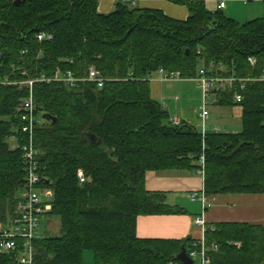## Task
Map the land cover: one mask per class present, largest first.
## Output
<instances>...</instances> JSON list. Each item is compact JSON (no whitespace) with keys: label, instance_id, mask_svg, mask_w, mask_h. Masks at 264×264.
I'll return each mask as SVG.
<instances>
[{"label":"trees","instance_id":"1","mask_svg":"<svg viewBox=\"0 0 264 264\" xmlns=\"http://www.w3.org/2000/svg\"><path fill=\"white\" fill-rule=\"evenodd\" d=\"M15 1L0 0V82L56 71L84 77L90 68L107 80L101 88L32 86L42 119L33 137L39 175L51 196L49 217L60 222L57 236L33 243L35 264H83L86 251L95 264H181L175 260L180 247L188 253L195 242L139 239L136 222L181 213L163 194L146 190V175L195 171L200 156L205 197L264 195V83L219 92L216 106L239 109L241 131L202 136L196 125L171 122L148 80L159 69L191 78L210 63L222 66L219 76L258 77L264 16L239 23L200 0H166L186 7L184 21L121 0L108 14L98 12V0ZM42 34L51 38L39 41ZM28 96L27 86L0 84V221L13 214L25 183L18 145L27 139L19 133V112ZM204 238L207 247L217 246L209 250L211 264H264L262 225H207ZM13 262L12 254H0V264Z\"/></svg>","mask_w":264,"mask_h":264},{"label":"built area","instance_id":"2","mask_svg":"<svg viewBox=\"0 0 264 264\" xmlns=\"http://www.w3.org/2000/svg\"><path fill=\"white\" fill-rule=\"evenodd\" d=\"M136 1L137 0H121L122 3L128 5L130 8L136 7ZM200 1L204 2L205 0ZM225 1L226 0H218L215 11L225 9ZM37 38L39 41H42L45 38H51V36H44V34H42ZM23 53L26 54L27 51ZM248 61L251 66L255 65L254 59L250 58ZM222 70V66H216L210 63L207 67L202 66L198 70L197 75L191 78V80L196 83L202 95V108L198 115V127L202 136H205L207 133L206 122L209 119L208 107L216 106L218 102L217 94L219 92L229 91L236 84L240 86V90L242 91L246 83H264V70L256 78L223 77L217 75V72ZM22 75H25V73L23 72ZM148 80L149 82L158 81L170 83L183 79L180 78L177 73H167L159 69L155 72V76H150ZM106 81L107 80L103 78L98 71L94 68H90L84 77H75L70 71H65L64 73L56 71L51 77L42 75L38 78L27 79L21 82H9L8 80L0 82L1 85L27 86L29 88V96L23 100L19 112V133L27 139L25 143L18 145L24 164L25 183L19 192L13 214L5 221H0V254H12V258L15 259L13 264H35L33 243L37 239L43 238V236L38 235L39 224L41 220L49 216L52 210L50 200L42 199L43 196L48 197L50 194L46 188L42 187V180L39 175L37 162L38 150L35 148L33 137L35 128L42 124V119L37 112V105L33 101L32 86L35 83L49 84L54 82L62 83L68 88H74L80 83H91L101 88ZM241 100L242 96L239 93H233V101L235 103H240ZM171 122L174 125L179 124L177 120H171ZM210 132L217 134L225 131L215 127L212 128ZM197 166L196 173L203 177V156L198 158ZM76 177L79 184H84L86 182V177L81 170L77 171ZM189 198L194 200L196 195H190ZM194 225L201 229L202 239L199 242L191 244L192 249L187 255L192 260L193 264H211L208 253L209 250H216L217 246L212 244L210 247H207L205 244L204 234L207 225L203 216L196 218L194 220Z\"/></svg>","mask_w":264,"mask_h":264},{"label":"crops","instance_id":"3","mask_svg":"<svg viewBox=\"0 0 264 264\" xmlns=\"http://www.w3.org/2000/svg\"><path fill=\"white\" fill-rule=\"evenodd\" d=\"M217 1L212 3L214 5L213 8L208 7L207 0L206 2L204 1L205 7L211 12L215 9ZM116 2L117 0H98V12L101 14L112 12ZM136 7L139 9L161 11L165 16L179 21L186 20L188 16L186 7L170 3L166 0H137ZM226 9L227 4L222 11ZM157 84V86H160L162 83ZM161 92L162 90L159 88L158 93L160 95ZM151 97L153 99L156 98L155 100L159 102V95L151 92ZM161 101L164 102L165 99L162 98ZM164 107L168 111L167 105ZM208 112L209 119L206 122L207 128H219L217 126L219 124L217 123L221 121L219 120L220 115L222 116L225 111H222L218 106H210L208 107ZM198 115L199 113L196 114L192 110L182 109L174 117H170V114L169 117L172 118L171 120L198 125ZM226 123L229 124V122H224V124ZM145 188L148 192L163 194L166 204L176 210L180 209L181 213L139 217L136 222V236L139 239L190 240L199 242L202 239V231L194 225V220L200 216H203L206 225H214L217 223H248L251 225H262L264 227V195L222 194L205 197L203 194V177L198 175L196 170L192 172L166 171L161 173H148L145 179ZM190 195H196V198L191 200L189 198ZM90 260L92 262V259Z\"/></svg>","mask_w":264,"mask_h":264},{"label":"rangeland","instance_id":"4","mask_svg":"<svg viewBox=\"0 0 264 264\" xmlns=\"http://www.w3.org/2000/svg\"><path fill=\"white\" fill-rule=\"evenodd\" d=\"M216 0H207V5L213 8L212 4ZM227 9L223 11V15L226 18L234 20L239 23H247L252 20L261 18L264 16V0H226ZM251 1V2H248ZM206 2V0H205ZM245 2V3H244ZM212 10V9H211ZM215 12V9L213 11ZM201 68V67H200ZM199 68V69H200ZM155 76V73L152 75ZM193 78V77H191ZM191 78L178 80L176 82L164 83L155 81L150 82L151 92L153 94L159 95V103L163 106L167 105L170 117H174L180 110H192L196 114L201 112L202 108V95L201 91L197 88V85ZM162 83L157 86V83ZM156 83V84H155ZM161 89V95L158 93V89ZM155 98V97H154ZM164 98L165 101L162 102L161 99ZM156 99V98H155ZM220 108V107H219ZM224 114L220 115V122L217 125L222 131L226 133H239L241 131V123L239 119V109L237 108H220ZM235 112V114H234ZM169 119H172L170 118ZM229 122V124H224V122ZM224 124V125H223ZM228 125V126H226ZM197 129H199L198 125ZM208 127L207 131L212 130ZM43 200H50L51 196L42 197ZM59 219L56 216L46 217L41 220L38 229L39 236H57L59 234ZM85 258L83 259L84 264H94L92 252H84ZM83 254V257H84ZM92 259V262L91 260ZM90 260V261H89Z\"/></svg>","mask_w":264,"mask_h":264},{"label":"water","instance_id":"5","mask_svg":"<svg viewBox=\"0 0 264 264\" xmlns=\"http://www.w3.org/2000/svg\"><path fill=\"white\" fill-rule=\"evenodd\" d=\"M15 4L18 5L20 4V0H16ZM49 118V116H46ZM90 142L95 145L99 146L101 145V141H99L96 137L94 136H89ZM175 260L180 262L181 264H193L192 260L188 257L186 250L184 249L183 246L180 247L179 253L176 255Z\"/></svg>","mask_w":264,"mask_h":264}]
</instances>
